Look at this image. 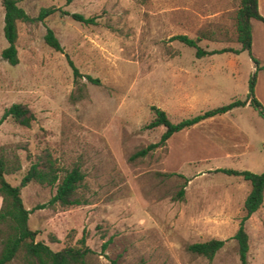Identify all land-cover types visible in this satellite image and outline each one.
Wrapping results in <instances>:
<instances>
[{"label": "rangeland", "instance_id": "1", "mask_svg": "<svg viewBox=\"0 0 264 264\" xmlns=\"http://www.w3.org/2000/svg\"><path fill=\"white\" fill-rule=\"evenodd\" d=\"M239 3L18 0L31 16L45 6L61 10L17 22L19 61L11 64L1 55L7 40L0 1V117L12 102L28 104L35 114L29 126L11 116L0 122V154L9 169L5 178L19 185L46 150L60 177L74 164L84 172L81 189L87 200L79 204L49 203L56 185L32 180L21 186L36 240L55 250L87 246L85 264H240L232 236L251 183L217 168L264 170V118L254 107L202 119L146 155L130 158L164 130L146 126L152 104L176 122L246 96L253 71L248 50L198 57L194 46L172 38L185 33L199 37L206 49L239 47ZM72 12L96 21L76 20ZM252 24L255 52L264 57V23L253 18ZM48 28L62 50L45 42ZM66 53L82 73L78 82ZM244 225L248 264H264V203ZM211 237L225 239L211 259L186 247ZM10 264H21L20 256Z\"/></svg>", "mask_w": 264, "mask_h": 264}, {"label": "trees", "instance_id": "2", "mask_svg": "<svg viewBox=\"0 0 264 264\" xmlns=\"http://www.w3.org/2000/svg\"><path fill=\"white\" fill-rule=\"evenodd\" d=\"M4 7L3 33L7 40V45L2 48L1 55L11 64L19 61L16 40L18 37V21H33L43 19L48 14L61 10L59 6L50 5L42 7L36 16L29 15L25 9L18 4V0H0ZM70 1V0H68ZM71 16L76 20L83 22H95L94 16H84L80 12H72ZM251 18H256L264 23V15L258 10L257 0H240L236 11V38L240 42L239 47L223 46L221 48L206 49L198 44L199 37H191L185 33H178L172 36L183 43L194 46L196 56L201 57L215 52L232 51L238 53L241 50H248L254 63L248 81V92L244 98H234L226 103L219 104L203 112L190 117L182 118L176 122L172 121L166 111L154 104L151 105L153 117L146 124L147 127L163 125L159 140L151 142L146 146L138 148L130 154V158L141 157L149 153L155 147L164 144L167 138L175 131L188 127L206 117L223 113L235 106L243 105L249 100V103L264 118V105L254 94V86L257 78V70L264 67L259 59L251 52L252 29ZM45 42L57 50H62L59 39L51 28H48L44 35ZM68 62L72 67L74 80L82 75L78 67L73 63L66 53ZM85 76L92 82L99 83L100 79L91 74ZM7 116H11L16 122L29 126L35 119V114L30 106L24 102H12L6 106L0 117V122ZM228 174L241 176L250 181L251 188L243 201L244 212L233 238L237 240L238 255L240 264H248L247 252L249 249L248 233L244 222L261 205L264 197V170L254 172L249 169H237L232 167H218ZM9 171L5 159L0 154V264H10L14 258L20 256L21 264H85L88 247L63 246L59 249H52L46 242L36 240L37 230L28 224L30 209L27 208L21 197V186L29 181H37L56 185L54 194L49 199V203L59 202L63 205L79 204L86 202L87 198L81 189L84 180V172L79 164L72 165L64 174L59 176V168L52 157L50 151L46 150L38 158L31 162L25 173L21 177L19 185L12 184L5 178V173ZM175 172H165L173 174ZM184 193V185L178 190V195ZM225 243V239L211 237L206 240L195 241L187 244V249L194 253L202 254L211 259L216 251ZM112 264H123L112 261Z\"/></svg>", "mask_w": 264, "mask_h": 264}, {"label": "crops", "instance_id": "3", "mask_svg": "<svg viewBox=\"0 0 264 264\" xmlns=\"http://www.w3.org/2000/svg\"><path fill=\"white\" fill-rule=\"evenodd\" d=\"M257 5H258V10L259 12L264 15V0H257ZM252 19L251 18V29L253 28V24H252ZM251 50L252 52L257 55L259 61L261 64H264V57L263 55H261L259 52H255V38H254V35H253V31H252V42H251ZM253 70H254V63H253ZM254 94L255 96L261 101V103L264 105V67H261L257 70V78H256V83H255V86H254ZM232 100V99H231ZM247 105H251L249 103V100H247V102L243 105H239V106H235L223 113H218L219 115H222V114H225V113H228L234 109H237V108H240V107H245ZM252 106V105H251ZM253 107V106H252ZM217 115V114H215ZM214 115L212 116H209V117H213ZM208 118V117H206ZM205 119V118H204ZM214 119V118H212ZM197 123V122H196ZM238 131L243 135V138L247 139L248 140V131L245 127L241 126L240 127H237ZM248 137V138H247ZM248 143V141H247ZM246 143V144H247ZM264 203V197H263V201L261 203V205L259 207L262 206V204ZM0 204H1V196H0Z\"/></svg>", "mask_w": 264, "mask_h": 264}]
</instances>
